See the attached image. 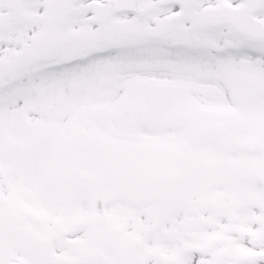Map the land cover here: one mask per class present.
<instances>
[{"label": "snow or ice", "instance_id": "1", "mask_svg": "<svg viewBox=\"0 0 264 264\" xmlns=\"http://www.w3.org/2000/svg\"><path fill=\"white\" fill-rule=\"evenodd\" d=\"M0 264H264V0H0Z\"/></svg>", "mask_w": 264, "mask_h": 264}]
</instances>
